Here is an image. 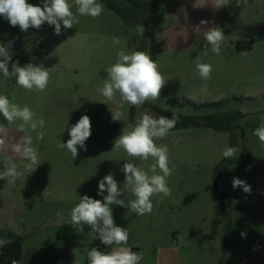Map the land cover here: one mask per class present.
<instances>
[{"label": "rangeland", "instance_id": "rangeland-1", "mask_svg": "<svg viewBox=\"0 0 264 264\" xmlns=\"http://www.w3.org/2000/svg\"><path fill=\"white\" fill-rule=\"evenodd\" d=\"M106 1L98 0L103 11L93 18L79 15L75 0H68L78 23L70 29L62 26L60 35L47 23L24 32L0 17V44H11L12 61L20 66L42 65L49 71L42 92L25 90L15 78L0 73V95L20 107L28 106L34 119L45 122L36 131L25 126L21 132V121L7 124L0 115V123L7 125V142H19L27 134L38 155V164L28 168L29 160L7 152L21 175L0 180V231L24 237L21 264H87L91 248L112 251L117 246L93 240L87 225L69 222L79 197L86 194L103 200L97 195L98 182L109 173L124 190L125 203L135 199L124 183V163L152 175V158L128 156L114 148L115 139L145 113L176 117L179 123L182 116L231 110L242 113L232 132L174 127L156 141L169 150L172 174L166 179L171 195L151 197V214L140 216L112 205V215L115 224L129 233L128 243L120 247L142 254L140 264H264V144L253 135L264 116V0H247L240 7L228 0L219 9L216 0H137L150 7L131 23ZM27 2L43 5V0ZM202 20L208 23L201 25ZM139 26L145 29L142 36L137 33ZM211 27L224 33L220 55L205 39ZM239 42L250 44L251 49L239 50ZM120 51H143L157 63L166 82L159 99L140 107L121 101L120 107L103 97L99 89L107 78L106 69ZM197 59L212 65L211 79L199 76ZM216 102V108L193 105ZM116 110L124 113L121 121L112 119L111 111ZM83 115L90 117L91 136L85 142L87 150L78 146L73 159L59 144L70 139L68 130ZM40 132L45 133L43 140L37 138ZM227 147L240 151L226 159L222 152ZM2 152L0 172L5 168ZM234 177L250 185L251 194L234 190ZM77 247L80 255L75 257L71 250Z\"/></svg>", "mask_w": 264, "mask_h": 264}, {"label": "clouds", "instance_id": "clouds-1", "mask_svg": "<svg viewBox=\"0 0 264 264\" xmlns=\"http://www.w3.org/2000/svg\"><path fill=\"white\" fill-rule=\"evenodd\" d=\"M246 4L247 0H235L236 7ZM77 11L81 16L98 17L103 11V5L98 0H75ZM228 4V0H216V8H222ZM0 17H3L12 27L18 26L21 31L27 32L29 28L40 29L47 23L54 26L56 35L61 34L62 26L65 29L73 27L78 23L77 16L72 12L68 0H43V5H33L27 0H0ZM208 21H201L200 24H206ZM200 26H196L199 30ZM145 29L143 26L137 28V33L143 35ZM224 33L218 27H211L205 33V39L211 50L216 55L221 54L220 44ZM114 43H119L118 38H113ZM11 44H0V73L7 78H15V83L25 90H35L42 92L48 86L49 71L45 67L27 63L24 66L19 65V61H12L10 51ZM11 63V68L9 64ZM199 76L203 80L211 79L212 65L201 63L198 59L195 61ZM107 78L99 89L103 97L108 101H113L122 107L120 103L125 102L134 107H140L145 102L159 99L161 90L165 85V80L158 70L157 63L150 55L143 51H133L126 54L124 51L118 53L117 61L106 69ZM206 90L207 85H204ZM117 95L119 100L116 99ZM114 121H121L124 113L120 110L111 111ZM0 115L12 124L19 120L18 130L25 132V126L36 131L38 125L43 128L45 122L43 119H34L35 113L28 107H20L11 103L7 96L0 95ZM177 123L176 117L168 118L145 113L135 125L127 131H122L121 135L115 139L114 148L122 149L128 156L147 161L152 158L149 171L141 169L133 163H124L122 172L125 177V186L135 197L128 204L121 197L124 196L122 190L114 175L109 173L98 182V196H103V200L94 199L88 195L79 197V203L76 204L70 212V224L87 225L90 228L89 235L106 246L115 245L110 252L100 251L93 247L87 253V264H140L143 259L142 254L133 251L130 248L120 247L126 245L129 241V233L126 228L117 226L112 215V205L129 208L137 215L143 216L151 214L153 203L151 197L163 194L171 195V189L167 184V177L172 174L169 167L168 147L165 144H157L156 141L163 139ZM7 125L0 123V151L5 153L11 151L30 163L28 168L38 164V155L36 149L32 146V139L25 134L19 142L9 144L6 140ZM70 139L66 143L59 144L60 148L67 149L72 158L78 155V146L80 149H86V140L91 136L90 117L83 115L68 130ZM45 133L40 132L38 139L43 140ZM253 135L258 137L264 144V116L260 118L259 126L254 130ZM240 150L237 147H227L223 150L222 156L231 159L236 156ZM21 175L17 165L11 163L7 158L4 171L0 172V180L6 178H17ZM233 189L242 188L247 194H251V186L244 180L234 177L232 180ZM105 192L107 195H104ZM59 216L60 213H57ZM246 234L241 232V236ZM72 253L75 257L80 255V249L73 248ZM13 264H17L13 261ZM75 264V261H74Z\"/></svg>", "mask_w": 264, "mask_h": 264}, {"label": "trees", "instance_id": "trees-1", "mask_svg": "<svg viewBox=\"0 0 264 264\" xmlns=\"http://www.w3.org/2000/svg\"><path fill=\"white\" fill-rule=\"evenodd\" d=\"M126 1L127 4H120L117 0H107L106 4L109 8L115 10L119 15L126 20L127 23L133 22L137 19L138 13L150 7L147 2L137 0H122ZM122 3V2H121ZM144 13V12H142ZM145 19V18H144ZM144 26V25H143ZM239 50L251 49V45L243 46L241 42L237 44ZM175 103V102H173ZM219 103H193L195 107H218ZM163 112V111H162ZM165 112H163L164 114ZM242 116L241 112L238 111H217L214 113H208L205 115L197 116H182V121L177 123L175 127H188V126H205L216 130H224L232 132L235 129L234 121ZM219 214V206L217 204L216 215ZM4 241V242H3ZM24 246V237L10 230L0 231V264H12L16 261L17 264L22 262Z\"/></svg>", "mask_w": 264, "mask_h": 264}, {"label": "crops", "instance_id": "crops-1", "mask_svg": "<svg viewBox=\"0 0 264 264\" xmlns=\"http://www.w3.org/2000/svg\"><path fill=\"white\" fill-rule=\"evenodd\" d=\"M2 153L5 155V153H4V152H2ZM7 156H8V154H7ZM6 158H7V157L5 156V158H4L5 160H4V162L6 161ZM4 180H5V179H4ZM12 181H14V180H12Z\"/></svg>", "mask_w": 264, "mask_h": 264}, {"label": "built area", "instance_id": "built-area-1", "mask_svg": "<svg viewBox=\"0 0 264 264\" xmlns=\"http://www.w3.org/2000/svg\"><path fill=\"white\" fill-rule=\"evenodd\" d=\"M12 264H13V262H12Z\"/></svg>", "mask_w": 264, "mask_h": 264}]
</instances>
